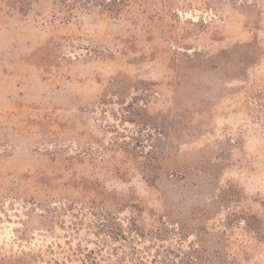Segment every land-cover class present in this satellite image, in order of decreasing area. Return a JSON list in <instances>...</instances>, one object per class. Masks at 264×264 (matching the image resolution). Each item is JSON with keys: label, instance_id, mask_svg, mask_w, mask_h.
<instances>
[{"label": "rangeland", "instance_id": "374dc122", "mask_svg": "<svg viewBox=\"0 0 264 264\" xmlns=\"http://www.w3.org/2000/svg\"><path fill=\"white\" fill-rule=\"evenodd\" d=\"M0 254L264 264V0H0Z\"/></svg>", "mask_w": 264, "mask_h": 264}, {"label": "trees", "instance_id": "16d2710c", "mask_svg": "<svg viewBox=\"0 0 264 264\" xmlns=\"http://www.w3.org/2000/svg\"><path fill=\"white\" fill-rule=\"evenodd\" d=\"M65 6L70 8V10L80 7L85 10H99L102 12H112V9L119 10L120 7H125L128 4V0H59ZM103 223L102 228H104V234L107 236V241L111 242H120L125 239L124 230L122 228H118L117 226H121V224L112 223L111 221H106ZM39 261H45L47 264V260L44 257L33 256V255H24L19 257H3L0 254V264H36ZM96 262V261H93ZM86 263V262H85ZM83 263V264H85ZM53 264H67L60 263L59 261H53Z\"/></svg>", "mask_w": 264, "mask_h": 264}]
</instances>
